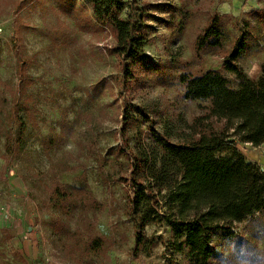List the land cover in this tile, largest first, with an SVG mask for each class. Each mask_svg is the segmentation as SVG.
Returning <instances> with one entry per match:
<instances>
[{"label": "rangeland", "instance_id": "rangeland-1", "mask_svg": "<svg viewBox=\"0 0 264 264\" xmlns=\"http://www.w3.org/2000/svg\"><path fill=\"white\" fill-rule=\"evenodd\" d=\"M135 1L158 10L147 20L143 80L124 88L108 30L79 24L58 9V0H0V264H185L166 251L170 235L163 224L145 228L155 241L150 250H135L133 153L139 143L150 147L168 121L180 126L200 114L197 103L183 98L178 77L222 69L219 55L194 51L214 15L234 38L250 31L240 64L249 77L260 76L264 39L254 13L264 12V0ZM19 119L26 124L21 149ZM60 134L63 142L52 147ZM56 184L84 188L85 202L56 207ZM54 222L68 238L53 231ZM235 236L214 240L221 264L237 259L239 237L250 234L240 225ZM96 237L106 239L98 253L87 244ZM253 244L255 264H264V233Z\"/></svg>", "mask_w": 264, "mask_h": 264}, {"label": "trees", "instance_id": "trees-1", "mask_svg": "<svg viewBox=\"0 0 264 264\" xmlns=\"http://www.w3.org/2000/svg\"><path fill=\"white\" fill-rule=\"evenodd\" d=\"M57 6L79 24L85 21L91 28L111 33L115 41L111 50L120 61L124 88H133L143 80L140 69L146 66L144 48L150 40L147 20L152 17V8L158 10L157 7L141 3L139 8L135 0L128 6L125 0H58ZM85 7L90 16L81 12L87 11ZM254 16L264 39V12ZM251 36L250 31H242L232 37L222 17L214 15L197 35L194 51L219 55L222 69L196 75L182 73L178 77L184 87L183 98L197 103L200 114L180 126L168 121L163 135H156L150 147L139 143L133 153L135 177L129 205L137 223L136 251L154 246L145 228L159 223L169 229L166 251L173 260L180 255L185 264H221L214 240L220 236L235 238L237 227L244 225L250 237H239L235 246L237 259H223L226 264H255L253 242L258 232L264 233V171L238 148L239 144L254 148L264 145V64L256 79L249 77L240 64L250 50ZM134 108L144 115L137 106ZM129 119L133 118L127 117L126 121ZM25 131L26 124L19 119L15 141L18 149L23 145ZM55 140L62 143L64 137H52V147ZM84 191L56 184L52 202L68 210L72 203L85 202ZM52 229L69 236L60 223L54 222ZM105 243L104 237H96L87 244L98 253Z\"/></svg>", "mask_w": 264, "mask_h": 264}, {"label": "crops", "instance_id": "crops-1", "mask_svg": "<svg viewBox=\"0 0 264 264\" xmlns=\"http://www.w3.org/2000/svg\"><path fill=\"white\" fill-rule=\"evenodd\" d=\"M239 145H242V147L245 148V149L243 148L240 149V147L238 146V148L242 150V153L246 156V158L249 161L257 163L264 171V145L258 148H254L249 144H239Z\"/></svg>", "mask_w": 264, "mask_h": 264}]
</instances>
